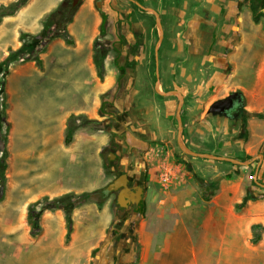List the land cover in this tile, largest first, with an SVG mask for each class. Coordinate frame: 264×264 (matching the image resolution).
<instances>
[{
    "label": "rangeland",
    "instance_id": "374dc122",
    "mask_svg": "<svg viewBox=\"0 0 264 264\" xmlns=\"http://www.w3.org/2000/svg\"><path fill=\"white\" fill-rule=\"evenodd\" d=\"M16 2L0 0V6ZM142 2L160 17L161 90H175L183 97L184 144L194 152H212L250 164L239 166L193 158L179 150L177 99L161 97L154 91L153 51L158 34L153 15L134 8L128 0H59L50 11L51 0H27L13 15L0 20V26L11 21L12 30L17 26L27 29L26 24L33 27L45 12L41 28L32 34L38 37V42L31 49H23L18 39L10 40L7 31L0 30V62L9 48L15 54L4 81L8 127H0V136L5 138L3 148L0 143V157L3 151L7 154L5 182L0 187V264H139L140 230L143 221L154 218L156 206L151 207L153 213L133 219L132 228L128 219H118L116 193L104 195L103 189L120 174H125L131 185L136 186L139 185L136 177L143 174V206L156 204L157 199L166 196L161 193L163 167L168 174L169 194L178 189L171 187L172 182L184 177L180 188L190 186L195 189V197L202 198L199 183L208 180L210 173L190 170L185 162L215 165L218 170H223L222 166L238 167L239 171H246L251 186L264 191V119L247 116L264 112V0L207 2V16L212 22L205 28L218 36L220 44L211 62L185 52L182 25L169 21L156 0ZM57 11L67 13L68 17L61 21ZM101 13L107 18L104 35L98 31ZM187 17L186 11L183 19ZM90 26L97 27L96 51H104L102 77L95 74L88 87L83 83L87 79L83 49L80 52L61 48V56L53 67H47L50 69L43 78L36 71L25 72L27 77L22 78L17 74L10 76L16 65L33 62L26 60L28 55L37 54L39 58L44 54L51 41L60 40L70 46L77 40L85 47L86 27ZM53 52L45 58V66L50 65V59H56L57 52ZM60 58L68 61H59ZM34 65L41 69V62ZM91 69L95 72L94 65ZM91 90L97 96L96 101L69 110L79 102L78 94L82 96ZM233 91L244 97L243 112L234 120L207 113L213 101ZM17 102L18 107L23 106L20 109L27 108L30 114L17 111L14 127L9 115L12 119ZM63 109L75 117L70 122L74 129L68 145L63 140L69 118L61 119ZM23 140L30 148L27 155L14 149ZM166 152L169 159L165 158ZM109 155H113L110 160ZM257 166L256 182L263 186L254 181ZM174 167L178 170H172ZM215 179L219 183V175ZM261 193L257 199L262 197ZM85 194L90 196L84 200ZM60 198H64L63 203L56 201ZM66 210H70L71 218L68 238ZM29 214L36 224L35 235H31L27 222ZM144 228L166 229L170 235L173 231L170 224L157 227L148 224ZM164 235L167 234L157 238L162 240ZM182 237L180 230L173 232L168 245L172 256L189 263L193 261L190 247L182 242ZM241 258L229 255L227 264H253L254 260H260L255 254Z\"/></svg>",
    "mask_w": 264,
    "mask_h": 264
},
{
    "label": "crops",
    "instance_id": "0c3cea01",
    "mask_svg": "<svg viewBox=\"0 0 264 264\" xmlns=\"http://www.w3.org/2000/svg\"><path fill=\"white\" fill-rule=\"evenodd\" d=\"M156 1L157 4L164 9L163 13L169 21L176 24V26L182 25V38L185 42V52L188 55L201 57L204 62L215 60V56L213 55H215L216 51L219 49V38L212 30L205 28L208 24L211 25L210 23L212 22V20L208 18L206 10V4L209 0ZM58 2L59 0H51V6L48 11L56 7ZM186 11L189 13V17L183 19ZM44 14L45 12L41 18H38L37 24L33 27L32 24H26L28 27L27 29L17 26L12 30L10 27V25H12L10 24L11 21H7L1 24L0 30L7 31L8 36L10 35L9 37H11L10 40H17L20 33H27L30 35L35 34L41 28L40 22ZM1 27L3 28L1 29ZM86 30L87 43L85 47H81L77 40L74 45L70 46H67L60 40L51 41L47 46L46 52L39 57L41 69H39V67L37 68L33 62L16 65L15 71L12 70L10 76L17 74L20 75L18 78H22L27 77L25 72L31 73L30 71H36L38 76L43 78L46 71H49V69L56 64L58 56H61L59 53L61 48L70 50L73 48L80 52L83 49L85 52L84 68L87 75V79L83 83L88 87V84L92 83L91 80L96 74V69L94 72L91 68L94 65L93 43L95 41L97 27H86ZM5 43L9 44L10 42L5 41ZM53 51L58 53H55L56 59H50V65L45 66V58H47V55L48 57H51L54 54ZM67 59L68 58H60L59 61ZM47 63L49 62L47 61ZM47 67L50 68L47 69ZM78 95L79 102L69 110L72 111L77 108H83L84 104H87L90 101L92 103L94 100H97V96L94 97L93 90L85 94L82 93V96L80 94ZM79 103H82V106ZM19 107L22 108L23 106L19 105ZM19 107L17 102V105L15 104L13 106V113H15L13 118L11 119L9 115V119L14 127H16V122L13 119H15L17 111L18 113L23 112L24 114H30L29 109L25 108V110H23ZM59 107L62 109L61 105ZM67 111L65 112V109L62 111L64 114L61 119L65 118V121L70 116H74L72 114L69 115ZM17 124H19V122ZM13 130L18 132L16 128ZM14 149L22 152L25 151L24 155H27L26 151H30L28 150L30 149L29 146L26 145L24 140L20 143H16ZM166 154L167 156H165V158L169 159V152H166ZM178 160L181 159L178 158ZM166 161L168 163V160ZM185 164H188V167H191L190 170L197 171L201 174L206 172L210 173L209 179L203 182L211 187L210 191L212 193L207 200L196 198L194 188L190 186L180 188L183 180H185L184 177H181L180 180L172 182L171 187L174 186L178 189L169 194L167 190L169 189L170 184L169 182L163 181L161 184L164 188L161 193L166 196L157 199L156 204L147 203L146 206H143L145 207V210H143V213L145 214L153 213L151 208L153 206H156V210H154V218H148L146 222L143 221L144 226L140 230L142 245L140 249L139 264H227L229 255H235L236 257L240 256L243 258L244 256L252 257L254 254L258 255L260 260H254L253 264H260V262L261 264H264V191H261L255 186H251L249 177H247L245 173L246 171L241 172L237 169L238 167H232V169H229L222 166L223 170L219 168V171L218 167L215 165H207L199 162H185ZM165 168L163 167L162 169L164 171L163 173H165V179L168 180V174L166 173L167 170H165ZM173 169L178 170V167H174L172 170ZM216 175H219V183L216 182ZM229 175L230 178L227 179ZM258 193L263 194L261 198L250 200L244 207L235 209V205L239 204L244 196L251 195L256 197ZM148 224L150 226L155 225V227L159 224H162L163 226L170 224V228L173 229L172 234H168V230L166 229H156V231L144 230L145 225ZM215 225L219 228H214ZM252 226L258 227L254 230V233L258 236V240L255 243H251V238L253 236V231L251 229ZM178 230H180L183 236L182 242L189 244V253L193 259V261L189 263H182L179 261V258L176 259L175 256L171 255V248L168 244L172 239L173 232H177ZM165 233L167 235H164V239L159 240L157 238L160 234ZM216 238H218V242L214 240ZM162 241L163 246H160Z\"/></svg>",
    "mask_w": 264,
    "mask_h": 264
},
{
    "label": "water",
    "instance_id": "95a60500",
    "mask_svg": "<svg viewBox=\"0 0 264 264\" xmlns=\"http://www.w3.org/2000/svg\"><path fill=\"white\" fill-rule=\"evenodd\" d=\"M131 3H133L138 9L141 11H144L148 14L153 15L155 20V26L157 29V41L154 46V60H155V83H154V91L157 93V95L161 97H175L177 99V106H176V112H175V119L177 123V136H176V142L179 150L182 154L186 156H190L193 158H199V159H205V160H211V161H218V162H228L234 165L239 166H247L250 164V161H240L234 158L224 157V156H217L210 153H198L190 150L183 142L182 138V132H183V125L181 121V108L183 105V97L180 92L175 90L170 91H162L161 90V84H160V75H159V69H158V51L162 43L163 39V32H162V26L160 23V17L159 14L155 9L148 8L142 6L140 3L129 0ZM97 8H99V5H97ZM242 99V96L238 92H232L225 98H221L218 100L213 101L208 109V114H224L225 112H228L235 103H240ZM113 155H109L108 159L110 160ZM257 170L258 166L255 169L254 173V181L256 184V176H257ZM128 177L125 174H120L118 177H116L114 180H112L104 189L103 193L104 195H108L110 193L116 192V198L115 203L116 205L121 209H127L128 205H137L140 200H142L143 190L140 186H132L130 187L128 185ZM260 186H263L261 184H258Z\"/></svg>",
    "mask_w": 264,
    "mask_h": 264
},
{
    "label": "trees",
    "instance_id": "16d2710c",
    "mask_svg": "<svg viewBox=\"0 0 264 264\" xmlns=\"http://www.w3.org/2000/svg\"><path fill=\"white\" fill-rule=\"evenodd\" d=\"M27 0H18V2L16 3H11L10 5L6 6V7H2L0 6V20L2 17L4 16H11L13 15L18 8H20ZM138 3H140L142 6L144 7H150L147 4H145L144 2H142V0H134ZM134 8H136V6L132 3L131 4ZM62 21V18H61ZM62 23V22H61ZM103 26H104V21L101 22L100 26H99V33L102 34L103 33ZM31 40V43L27 44L28 40ZM18 40L21 43V47H23V49L26 48H30L34 45L37 44V40L38 37L36 36H32L30 34L27 33H20L18 36ZM41 46V45H39ZM93 64L94 67L96 69V74L98 78L102 77V56L101 54H99V51H96V41H94L93 43ZM15 60V54L12 51V49H8V55L3 59L2 62H0V74L2 75V79L0 80V127L1 125H4L6 128L8 127V123L6 121V112H5V93H4V81H5V77L7 74V66L13 61ZM26 60H30L35 62L36 65H40V60L38 58V55H28L26 57ZM248 117H253V118H257V119H264V112L263 113H257V114H248ZM75 120L74 116H70L66 125V129H65V135H64V140L63 143L65 145H68L71 141V132L73 131L74 127L70 125V122L73 123V121ZM84 125V122L81 124ZM0 143L2 144V148L4 146L5 143V138H1L0 136ZM6 157L7 154L5 151H3V155L0 157V187L3 188L4 182H5V177H4V172L6 169ZM200 188L202 190V198L203 200H207L209 195L212 193L211 187L206 185L202 180H200ZM90 195L85 194L82 199H87ZM257 199L254 196L251 195H246L243 197L242 201L235 205V209H240L242 207L245 206V204L250 201V200H254ZM42 200H40L39 202H42ZM57 202H61L63 203L64 198H60L58 200H56ZM143 204L141 206V211H140V215L143 214ZM27 222L29 224V226H31V235H35V231H34V226L36 225L35 222L33 221V218L31 216V214H29V216L27 217ZM65 225H66V238H68L69 234H70V230H71V218H70V210H66L65 211ZM258 228L257 226H252V231H253V236L251 238V243H255L258 240V236L254 233V230Z\"/></svg>",
    "mask_w": 264,
    "mask_h": 264
},
{
    "label": "flooded vegetation",
    "instance_id": "af4514ba",
    "mask_svg": "<svg viewBox=\"0 0 264 264\" xmlns=\"http://www.w3.org/2000/svg\"><path fill=\"white\" fill-rule=\"evenodd\" d=\"M129 1V0H128ZM130 2V1H129ZM131 3V2H130ZM73 5V4H72ZM95 7L97 8V3H96V5H95ZM98 9V8H97ZM58 13V15H59V17L60 18H62V19H64V18H67L68 16H67V13H63V12H61V11H57ZM104 14V15H103ZM100 17H101V19H100V23H99V26H100V24H101V22L102 21H104V26H105V24H106V21H107V18L105 17V13H101L100 14ZM104 26H103V30H104ZM99 31V30H98ZM104 33H105V31L102 33V34H100L99 33V35H104ZM103 51H104V49H101V51L99 50V54H101L102 55V53H103ZM233 92H238V93H240L241 94V96H242V99H241V102L240 103H235L234 105H233V107L228 111V112H225L224 114H220V115H222V116H224V117H226L227 119H231V120H234L239 114H241L242 112H243V102H244V97H243V95H242V93L241 92H239V91H233ZM232 92H230L229 94H231ZM228 94V95H229ZM227 95V96H228ZM225 98V97H224ZM142 177H143V174H139V176H137L136 177V179H137V181H136V179H135V181L136 182H138L139 183V185L138 186H140L141 188H142V190H143V193H144V186L142 185ZM131 180H129L128 181V185L130 186V187H132V186H135V185H131V182H130ZM133 184V183H132ZM116 193V192H115ZM143 196V195H142ZM116 198V197H115ZM142 203H143V201L142 200H140L139 201V203L137 204V205H131V204H129L128 205V207H127V209H121V208H119L118 207V211H117V213H116V215H117V217H118V219H120V220H122V219H128L129 220V225H130V228H132V220L134 219V220H136V219H138L141 215H140V211H141V206H142Z\"/></svg>",
    "mask_w": 264,
    "mask_h": 264
},
{
    "label": "built area",
    "instance_id": "2783aa9c",
    "mask_svg": "<svg viewBox=\"0 0 264 264\" xmlns=\"http://www.w3.org/2000/svg\"><path fill=\"white\" fill-rule=\"evenodd\" d=\"M161 181H162V182H163V181H164V182L167 181V180L165 179V176L161 178ZM160 183H161V182H160Z\"/></svg>",
    "mask_w": 264,
    "mask_h": 264
}]
</instances>
